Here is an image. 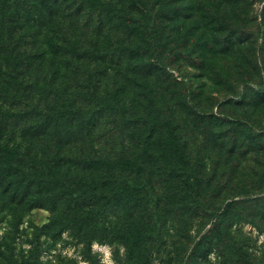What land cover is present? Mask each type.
<instances>
[{
  "label": "trees",
  "instance_id": "trees-1",
  "mask_svg": "<svg viewBox=\"0 0 264 264\" xmlns=\"http://www.w3.org/2000/svg\"><path fill=\"white\" fill-rule=\"evenodd\" d=\"M228 4L240 5L0 0L1 207L46 208L62 228L122 242L128 264L150 263L162 225L174 246L182 234L194 244L189 260L204 253L212 264V248L220 264H264L234 231L242 221L264 229V167L242 165H264L262 120L206 113L169 69L215 73L236 50L246 59L235 30L218 37L236 20L223 18ZM194 223L199 234L211 224L198 240L178 230Z\"/></svg>",
  "mask_w": 264,
  "mask_h": 264
},
{
  "label": "rangeland",
  "instance_id": "rangeland-1",
  "mask_svg": "<svg viewBox=\"0 0 264 264\" xmlns=\"http://www.w3.org/2000/svg\"><path fill=\"white\" fill-rule=\"evenodd\" d=\"M227 2L240 3V5L236 10L227 5L230 19L226 14L223 18L232 21L236 13V20L228 24L227 29L218 37L225 39L228 32L235 30L237 32L235 38L243 43L246 59L239 58L236 50L235 56L238 61L233 59L234 51L227 53L219 60L215 73L193 68L181 62L169 69H172L179 82L184 80L185 82L182 83L195 91L194 97L197 98L195 102L198 100L201 110L220 120H226L227 114H233L236 118H246V114H255V117H260L264 127V0H227ZM224 7L225 5L222 8ZM236 22L238 24H235ZM192 50L193 47L190 46L188 53L190 52L191 55L194 52ZM250 57L253 58V62H250ZM255 63L257 69L252 66ZM239 71L250 72L246 77L249 78L251 75L254 83L244 85ZM190 98L188 95V102ZM176 99L180 100V97ZM231 101L232 106L228 104ZM233 107L240 110L234 111ZM213 157L214 164L222 170L223 166L220 168L218 166L219 160L215 155ZM253 159L242 164L245 168H249L247 172L251 173L255 169L260 171L264 167ZM235 161L239 163L238 159ZM246 162L249 167L246 166ZM208 168H211L210 164ZM235 177L238 179L237 175ZM244 177L239 180L245 179ZM254 178L256 180L258 176L255 175ZM208 210L211 211L212 208ZM162 226L158 227L161 230L160 236L167 243L163 244L162 241L151 251L153 255L152 259H149V264H207L202 259L204 253H201L200 260L196 258L189 260L194 244H190L186 235H180L181 238L179 237L178 243L174 246L171 243L173 236L163 231ZM197 226V223H194L191 228L185 225L178 230H187L188 234L198 240L211 224H208L200 234L196 231ZM234 231L245 240L260 259H264V229L260 230L252 223L242 221L234 225ZM211 250L212 248L207 254L208 262L220 264L219 255L215 250ZM174 252L178 262L172 260ZM126 253L127 248L122 242L98 240L95 239L92 231L82 232L79 228L71 229L70 226L62 228L54 224L52 214L46 208L38 207L15 215L0 205V264H128L130 261L126 258Z\"/></svg>",
  "mask_w": 264,
  "mask_h": 264
}]
</instances>
